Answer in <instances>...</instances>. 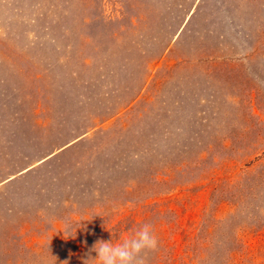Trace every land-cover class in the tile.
<instances>
[{"label":"rangeland","instance_id":"obj_1","mask_svg":"<svg viewBox=\"0 0 264 264\" xmlns=\"http://www.w3.org/2000/svg\"><path fill=\"white\" fill-rule=\"evenodd\" d=\"M143 1L0 0V264H81L96 241L120 244L145 224L157 247L142 264H264V0H223L215 42L230 47L215 49L214 112L195 115L190 137L170 119L142 145L98 131L34 165L17 101L46 93L38 54L93 49Z\"/></svg>","mask_w":264,"mask_h":264},{"label":"crops","instance_id":"obj_2","mask_svg":"<svg viewBox=\"0 0 264 264\" xmlns=\"http://www.w3.org/2000/svg\"><path fill=\"white\" fill-rule=\"evenodd\" d=\"M162 1H143L142 14L126 12L117 21L113 16L110 32L102 27L93 49L67 45L72 55L62 54L48 43L52 52L38 54L37 66L46 74L37 79L45 78L46 93L37 92L32 102L23 94L17 101L36 137L35 166L98 131L121 136L127 130L140 145L150 129L166 130L170 119L190 137L195 115L214 112L215 49L230 47L215 42L225 32L224 1L190 0L188 10L180 5L189 0Z\"/></svg>","mask_w":264,"mask_h":264},{"label":"clouds","instance_id":"obj_3","mask_svg":"<svg viewBox=\"0 0 264 264\" xmlns=\"http://www.w3.org/2000/svg\"><path fill=\"white\" fill-rule=\"evenodd\" d=\"M85 222L88 221L82 220L67 225L63 236L74 239L77 231L84 228ZM156 247L157 239L153 235L151 225L145 224L120 244H114L112 239L96 241L81 264H142L139 259L142 254Z\"/></svg>","mask_w":264,"mask_h":264}]
</instances>
